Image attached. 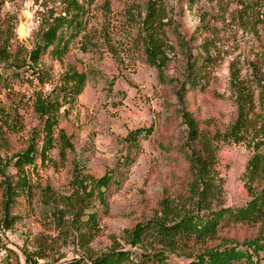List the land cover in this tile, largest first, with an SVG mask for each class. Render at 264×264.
Wrapping results in <instances>:
<instances>
[{"label": "rangeland", "instance_id": "374dc122", "mask_svg": "<svg viewBox=\"0 0 264 264\" xmlns=\"http://www.w3.org/2000/svg\"><path fill=\"white\" fill-rule=\"evenodd\" d=\"M147 1L92 0L85 51L76 38L61 61L45 55L36 69L18 70L0 63L7 76L0 86V264H89L121 252L185 264L209 249H234L243 261L232 264H264V221L224 222L204 245L167 247L151 233L156 223L169 226L183 214H199L188 170L195 145L185 113L214 151V187L222 191L212 210L235 212L250 201L247 163L254 154L264 156V89L253 96L247 128L234 136L237 101L230 88L235 78L247 82L254 74L264 82V24L256 34L242 33L232 20L238 0H160L172 22L166 28L169 62L159 80L138 38ZM62 8L61 0H0V42L31 50L40 14ZM204 41L210 42L207 52ZM188 66L199 70V83L181 91ZM41 68L48 71L44 84L32 75ZM71 68L86 75L83 91L61 109L48 157L37 156L24 168L23 189L13 158L42 146L32 98L49 94ZM136 130L151 132L128 137ZM61 136L71 149L61 151ZM108 175L101 200L96 191L86 197L77 184L88 188ZM252 188L263 189L258 183ZM90 214L95 218L88 220Z\"/></svg>", "mask_w": 264, "mask_h": 264}, {"label": "trees", "instance_id": "16d2710c", "mask_svg": "<svg viewBox=\"0 0 264 264\" xmlns=\"http://www.w3.org/2000/svg\"><path fill=\"white\" fill-rule=\"evenodd\" d=\"M92 0H61L63 8L46 9L43 11L38 29L37 39L32 49L27 50L21 45H11L9 42H0V63L11 66L15 70L25 66L28 69L39 67L41 59L47 55L51 60L61 61L69 51L71 42L80 38L79 45L85 51L89 34L87 32V14ZM191 3L194 0H188ZM232 20L244 34H256L257 27L264 24V1L263 0H238L237 9L234 11ZM172 20L167 16L166 9L160 0H148L144 6V16L139 23L138 38L143 47L146 63L155 68L159 80L163 79V71L169 62L167 52L170 50L166 28L171 25ZM89 43V42H88ZM209 41L203 42V49L207 52ZM31 67H29V65ZM191 66L186 68V77L180 90L185 86L195 88L199 83V70ZM32 75L44 84L48 71L41 68L40 71H32ZM254 79L247 82L233 80L231 91L237 101V119L232 127V134L239 136L243 129L250 123V114L253 111V96L255 92L260 93L264 89V82L254 74ZM86 81V75L71 68L64 72L52 88L49 94L35 93L32 98V110L38 118L41 128L38 136H42V146L38 152L35 146H30L24 153L13 158V167L16 170L19 186L28 188L24 176V168L34 164L36 157L44 161L48 153L54 149L55 129L58 127L60 111L66 105H72L75 99L82 93ZM7 83V76L0 74V86ZM65 114V111H63ZM184 123L188 131V139L195 145L189 157V173L192 177V196L194 208L199 214H183L174 220L172 225L156 223L152 227V235L167 247L177 245H204L214 240L222 223L235 222L255 226L264 221V156L254 154L247 163L246 180L248 181V194L250 201L238 211L222 209L213 211L212 204L219 200L221 185L218 189L214 187L213 166L215 163L214 151L210 142L206 140L197 127L195 120L187 113L183 115ZM150 134V130H136L128 133V137L138 136L141 133ZM264 137V136H263ZM61 151L71 149V145L64 137L59 138ZM264 146V141L260 142ZM111 176H105L93 181L87 187L83 183H77L85 196L97 197L101 200L111 182ZM262 185L263 189L258 193L253 191V184ZM91 199V197H89ZM95 215L90 214L89 219ZM137 235L141 234L140 227L135 230ZM243 261V256L234 249L220 251L209 249L191 258L185 264H232ZM27 263V262H26ZM164 264V258L159 255L147 256L136 254L134 258L128 252L109 253L89 264ZM33 264H35L33 262ZM66 264H77L70 262ZM244 264H250L244 262Z\"/></svg>", "mask_w": 264, "mask_h": 264}, {"label": "built area", "instance_id": "2783aa9c", "mask_svg": "<svg viewBox=\"0 0 264 264\" xmlns=\"http://www.w3.org/2000/svg\"><path fill=\"white\" fill-rule=\"evenodd\" d=\"M37 23H40V22L37 21Z\"/></svg>", "mask_w": 264, "mask_h": 264}]
</instances>
